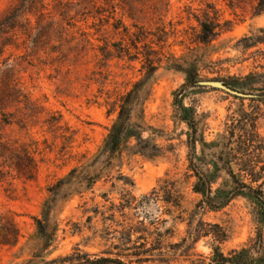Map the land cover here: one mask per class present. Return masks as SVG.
Segmentation results:
<instances>
[{"label":"rangeland","instance_id":"obj_1","mask_svg":"<svg viewBox=\"0 0 264 264\" xmlns=\"http://www.w3.org/2000/svg\"><path fill=\"white\" fill-rule=\"evenodd\" d=\"M256 5L0 0V264H74L58 259L77 253L206 264L253 246L257 202L231 192L234 178L250 183L249 160L264 168ZM199 22L217 36L201 42ZM121 105L136 137L112 153ZM201 178L215 208L193 189ZM36 220L53 234L48 248Z\"/></svg>","mask_w":264,"mask_h":264},{"label":"trees","instance_id":"obj_2","mask_svg":"<svg viewBox=\"0 0 264 264\" xmlns=\"http://www.w3.org/2000/svg\"><path fill=\"white\" fill-rule=\"evenodd\" d=\"M257 3L256 10L257 12H262L264 10V0H255ZM199 26L201 27V32L198 36V39L203 42L207 43L209 40L217 36V32L215 31V26L209 25L203 22H199ZM188 85L191 86H197L198 80L195 76L189 75L188 79ZM121 111L118 118V122L113 126L111 132L109 133L108 139H107V148L110 152L114 153L117 152L120 149L121 146V139L126 137H136V134H134L133 131H131L129 128V118H124V106L121 105ZM138 142H141V139L139 136H137ZM248 141V139H247ZM141 149H145L142 148ZM153 150V146H152ZM230 151L227 152V156L230 159ZM250 164H244L246 168H249L252 170L251 172V180L249 184H245L243 182H240L239 180L235 179L236 186L233 188L231 194L232 197L236 196L240 193H242V190H246L249 195L257 202V215H258V223H259V230L257 234V238L255 243L250 248H242L239 251H233L228 256H224L223 254L219 253L218 251H215L214 257L209 260L206 264H264V244H263V232H264V177L262 176V173L264 172V168H260L261 172H255V167L252 164L251 160H249ZM203 183H197L194 185V191L196 193H202L204 196L203 202H206L207 205L212 208L215 206L212 204L213 201L210 198L211 194V188L209 186L208 180L206 178H201ZM260 180L262 182H260ZM260 182V183H259ZM259 183V184H258ZM251 184H258L256 187L252 186ZM39 233L42 235L44 243L43 248H48V246L52 242V235L47 233V229L45 224L40 221L36 220ZM222 240V239H221ZM60 262L64 263H74V264H123L120 261H115L109 258H95L90 259V257L87 254H79L77 253L75 256H68L65 258L58 259ZM141 261V260H140ZM56 260H52L50 262H47L46 264H52L55 263Z\"/></svg>","mask_w":264,"mask_h":264},{"label":"water","instance_id":"obj_3","mask_svg":"<svg viewBox=\"0 0 264 264\" xmlns=\"http://www.w3.org/2000/svg\"><path fill=\"white\" fill-rule=\"evenodd\" d=\"M197 85L199 86H206V87H211V88H216V89H221L229 94L238 96V97H253L251 95H246L243 93H240L236 90H233L229 87H227L223 82H218V81H198Z\"/></svg>","mask_w":264,"mask_h":264}]
</instances>
